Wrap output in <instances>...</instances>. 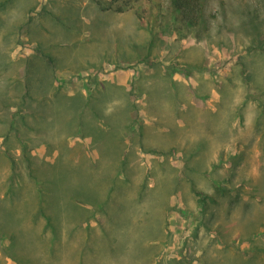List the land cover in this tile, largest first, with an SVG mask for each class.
<instances>
[{
  "label": "rangeland",
  "instance_id": "obj_1",
  "mask_svg": "<svg viewBox=\"0 0 264 264\" xmlns=\"http://www.w3.org/2000/svg\"><path fill=\"white\" fill-rule=\"evenodd\" d=\"M206 1L0 0V264H264V0Z\"/></svg>",
  "mask_w": 264,
  "mask_h": 264
},
{
  "label": "trees",
  "instance_id": "obj_2",
  "mask_svg": "<svg viewBox=\"0 0 264 264\" xmlns=\"http://www.w3.org/2000/svg\"><path fill=\"white\" fill-rule=\"evenodd\" d=\"M168 8L174 13L173 20L176 22H184L188 26H196L201 20H203L208 15L204 12V8L207 5L206 0H167ZM125 10H132L138 20H143L145 17H142L145 14L143 9L138 7L133 9L126 5L123 7H117L116 11L123 12ZM215 19V15L211 16ZM149 23H154V19H150ZM151 44L149 42V48Z\"/></svg>",
  "mask_w": 264,
  "mask_h": 264
}]
</instances>
